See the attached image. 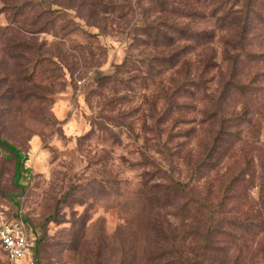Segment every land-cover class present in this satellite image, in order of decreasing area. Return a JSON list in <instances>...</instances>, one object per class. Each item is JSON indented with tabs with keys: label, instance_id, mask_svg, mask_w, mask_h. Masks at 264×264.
I'll return each mask as SVG.
<instances>
[{
	"label": "rangeland",
	"instance_id": "rangeland-1",
	"mask_svg": "<svg viewBox=\"0 0 264 264\" xmlns=\"http://www.w3.org/2000/svg\"><path fill=\"white\" fill-rule=\"evenodd\" d=\"M0 136L36 264H264V0H0Z\"/></svg>",
	"mask_w": 264,
	"mask_h": 264
},
{
	"label": "built area",
	"instance_id": "built-area-1",
	"mask_svg": "<svg viewBox=\"0 0 264 264\" xmlns=\"http://www.w3.org/2000/svg\"><path fill=\"white\" fill-rule=\"evenodd\" d=\"M36 237L21 220L0 223V253L6 264H34Z\"/></svg>",
	"mask_w": 264,
	"mask_h": 264
},
{
	"label": "trees",
	"instance_id": "trees-1",
	"mask_svg": "<svg viewBox=\"0 0 264 264\" xmlns=\"http://www.w3.org/2000/svg\"><path fill=\"white\" fill-rule=\"evenodd\" d=\"M0 149H4L8 152L7 158L13 161L14 164V176H13V185L19 189H21L20 181L22 180L25 173H28L29 171L25 169L24 164L27 160V157L21 153L17 148H15L13 145L7 143L6 141H3L0 136ZM25 225L27 228L32 231V233L36 237V246L34 250V264H36L37 260V253H38V244L39 239L36 231L25 222Z\"/></svg>",
	"mask_w": 264,
	"mask_h": 264
}]
</instances>
